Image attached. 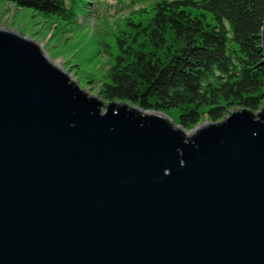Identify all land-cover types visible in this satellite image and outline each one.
<instances>
[{
    "label": "water",
    "instance_id": "obj_1",
    "mask_svg": "<svg viewBox=\"0 0 264 264\" xmlns=\"http://www.w3.org/2000/svg\"><path fill=\"white\" fill-rule=\"evenodd\" d=\"M102 107L0 28V264H264V98L192 128Z\"/></svg>",
    "mask_w": 264,
    "mask_h": 264
},
{
    "label": "trees",
    "instance_id": "obj_2",
    "mask_svg": "<svg viewBox=\"0 0 264 264\" xmlns=\"http://www.w3.org/2000/svg\"><path fill=\"white\" fill-rule=\"evenodd\" d=\"M9 1L43 14H71L65 0ZM152 9L151 22L141 26L147 43L161 48L169 30L177 46L161 57L142 45L134 47L135 35L126 44L118 38L122 56L102 82L103 100L162 112L183 108L179 123L184 128L197 124L204 113L217 121L229 107L259 109L264 98V0H157Z\"/></svg>",
    "mask_w": 264,
    "mask_h": 264
},
{
    "label": "rangeland",
    "instance_id": "obj_3",
    "mask_svg": "<svg viewBox=\"0 0 264 264\" xmlns=\"http://www.w3.org/2000/svg\"><path fill=\"white\" fill-rule=\"evenodd\" d=\"M156 1L65 0L66 7L71 10V14L65 16L43 14L9 0H0V28L21 33L33 40L48 60L65 72L84 92L101 98L104 109L108 101L101 97L100 88L115 58L122 56L118 38L126 44L135 35L134 47L142 45L145 50L154 51L161 57L167 54L168 47L173 49L178 44L168 30L165 45L153 49L141 33V26L151 22L154 13L152 7ZM207 20L211 22L209 13ZM232 108L240 107H229V111ZM201 110L205 111L206 107H201ZM182 111L183 108L172 107L166 112L172 116L174 123H179ZM207 120L211 119L204 113L197 124L187 128Z\"/></svg>",
    "mask_w": 264,
    "mask_h": 264
}]
</instances>
